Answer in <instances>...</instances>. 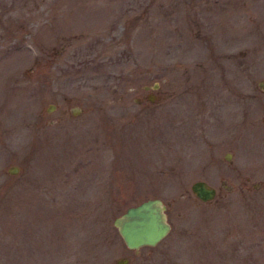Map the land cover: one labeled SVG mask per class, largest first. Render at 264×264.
I'll use <instances>...</instances> for the list:
<instances>
[{
	"label": "rangeland",
	"instance_id": "obj_1",
	"mask_svg": "<svg viewBox=\"0 0 264 264\" xmlns=\"http://www.w3.org/2000/svg\"><path fill=\"white\" fill-rule=\"evenodd\" d=\"M122 258L264 264V0H0V264Z\"/></svg>",
	"mask_w": 264,
	"mask_h": 264
},
{
	"label": "water",
	"instance_id": "obj_2",
	"mask_svg": "<svg viewBox=\"0 0 264 264\" xmlns=\"http://www.w3.org/2000/svg\"><path fill=\"white\" fill-rule=\"evenodd\" d=\"M156 84L152 85L154 88ZM52 107L50 105L48 110ZM228 154L226 157L228 158ZM17 171L16 166L7 169L9 174ZM191 193L201 202L214 198L215 189L202 180L190 184ZM112 226L120 236L124 246L129 250H138L144 246H155L169 232L170 225L166 219L165 206L159 198L153 197L127 207L122 213L112 219ZM122 258L116 264H126Z\"/></svg>",
	"mask_w": 264,
	"mask_h": 264
}]
</instances>
